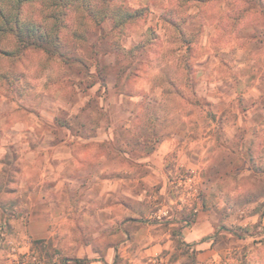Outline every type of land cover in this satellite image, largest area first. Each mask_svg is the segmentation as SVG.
Segmentation results:
<instances>
[{
    "label": "clouds",
    "instance_id": "9594fccd",
    "mask_svg": "<svg viewBox=\"0 0 264 264\" xmlns=\"http://www.w3.org/2000/svg\"><path fill=\"white\" fill-rule=\"evenodd\" d=\"M0 264H264V0H0Z\"/></svg>",
    "mask_w": 264,
    "mask_h": 264
}]
</instances>
